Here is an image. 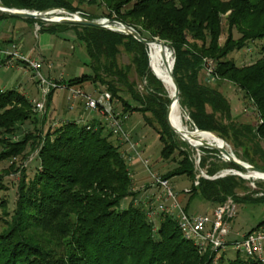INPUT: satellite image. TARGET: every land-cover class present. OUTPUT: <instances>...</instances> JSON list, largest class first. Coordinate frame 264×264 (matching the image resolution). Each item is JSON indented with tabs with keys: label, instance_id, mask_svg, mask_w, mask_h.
I'll return each instance as SVG.
<instances>
[{
	"label": "trees",
	"instance_id": "1",
	"mask_svg": "<svg viewBox=\"0 0 264 264\" xmlns=\"http://www.w3.org/2000/svg\"><path fill=\"white\" fill-rule=\"evenodd\" d=\"M83 1L102 5L106 12L89 14L69 0H0L5 7L63 8L78 11L86 19H114L146 39L163 41L173 57L171 75L178 88L177 102L191 126L215 134L231 145L237 158L264 169V0H78ZM6 17L16 18L0 13V20ZM26 20L35 23L38 31H72L82 45L89 73L60 82L102 85L111 102H119L122 114L138 111L160 143V158L178 157L161 177L186 175L191 180L188 196L196 193L212 205L228 196L234 201H264V193L252 196L247 179L236 174L213 179L199 176L190 148L165 123L167 93L146 67L145 46L129 35L102 27ZM223 26L226 34L220 41ZM234 30L239 34L236 38ZM253 41L260 44L255 61L240 65L227 58ZM121 53L126 55V63L118 62ZM162 57L164 52L158 64L161 74ZM205 61L212 67V82L201 75ZM131 72L142 86L129 79ZM221 80L235 85L251 103L253 123L238 121L227 98L210 85ZM52 91L37 117L25 96L14 89H0V161H10L2 173L19 174L12 208L0 198V264H213L209 254H199L181 236L171 216L156 215L153 229L143 205L133 198L128 155L101 120L87 118L82 106L81 120H63L54 129L42 131ZM25 121L31 129L17 138ZM199 150L203 155L197 168L206 175L223 169L245 173L230 162L219 165L211 161L215 158L208 160L207 152L215 156L214 150ZM32 151L37 165L26 178L24 169L12 159H23ZM5 189L0 174V191ZM127 197L130 199L123 206L121 201ZM214 264L259 263L237 255L225 260L223 255Z\"/></svg>",
	"mask_w": 264,
	"mask_h": 264
},
{
	"label": "rangeland",
	"instance_id": "2",
	"mask_svg": "<svg viewBox=\"0 0 264 264\" xmlns=\"http://www.w3.org/2000/svg\"><path fill=\"white\" fill-rule=\"evenodd\" d=\"M72 5H77L79 8L86 13L89 14H103L106 12V9L102 5L97 4H87L86 2L79 3L78 0H69ZM78 12V11H77ZM62 16L64 14L54 12L49 15H45L46 18H51L52 16ZM7 20H13L18 22V27L14 28L12 30V35L16 37V40L13 43L15 46H17V51L19 53L27 54L23 51L25 47L28 46L30 50H32V54H30V57L35 56V58L38 59V61L41 62V68L39 69L40 72L44 77L47 78H58L60 80H67L74 76H77L81 73H89L88 67L84 64L86 62V57L84 50L82 48V45L74 39L72 32L67 31L66 35L68 38H63L62 33L59 30L48 32L46 30H40L38 31V27L35 25V23H31L30 21H27L26 19H15V18H9L6 17ZM40 24L47 25L51 22H39ZM225 27L223 26V32H221V35L219 37V40H223L225 36ZM233 36L236 38L239 36V34L234 30ZM259 43L258 41L250 42L246 47H243L239 50H234L232 53L228 55V59H233V61L236 64H248L257 59L259 56ZM22 46V49L20 50V47ZM7 47V46H6ZM162 49L164 52V58L166 59L167 63H169L170 56L168 55V51L171 52V50L165 47L159 48ZM7 50H11L12 47L8 46L6 48ZM32 55V56H31ZM117 60L119 63H126L127 57L124 54H119L117 56ZM17 63L21 65L22 62L15 60ZM170 64V63H169ZM162 65L165 68L166 76L169 77L168 70L164 66L163 60ZM23 66V65H21ZM25 66V67H24ZM20 71L19 74V81H21V86H24L25 90L27 91V95L29 96V99H31V104L34 101L42 100V96L40 94V90L38 85L37 88L34 87L32 81H30V75L31 70L24 65ZM12 68H7L5 70V74L12 73ZM30 70V71H29ZM2 71V68L0 67V72ZM30 74V75H29ZM203 73H201L202 75ZM204 76V75H203ZM202 77V76H201ZM129 79L133 82V84L142 86V81L136 77L132 72L129 74ZM212 82V81H211ZM35 83L36 80H35ZM211 86H216L218 90L223 94L227 100L229 101L231 105V111L234 117L241 122H249L253 123L255 121V114L251 110V103L243 98V93L238 91L236 86L233 85L230 82L221 80L218 82H215L213 84H210ZM81 88L86 91L94 94V90L98 88H104L102 85L93 84L90 82H85L81 84ZM127 97V95H124ZM67 93L65 90H62L60 88L53 89L52 94L50 95V101L48 104V107L45 106L46 109V121L42 127V131L44 132L46 129L52 130L56 127L55 123L57 122L62 123L63 120L60 119L58 116H60L61 111L70 110L74 107L68 108L69 104H75L76 101H68L66 99ZM114 106V109L120 111V105L117 101L111 102ZM131 103V102H130ZM44 105H45V99H44ZM179 106V105H178ZM68 108V109H67ZM181 115L183 117V124L186 127L188 131H192V126L188 121V117L185 114V112L179 107ZM65 110V111H66ZM59 111V112H58ZM76 113H72L71 115L75 117ZM40 113H36V116L38 117ZM70 115V114H69ZM87 118L91 116H98L95 113L88 112L86 113ZM73 117V118H74ZM70 118L67 117V120ZM72 119V118H71ZM127 123L130 125H133L135 134L140 139L141 147H144L142 151H139L140 146L137 141H131L135 142V149L138 155H134L132 152V155L135 159V163L132 166H128L129 175L131 176V189L134 188V174L136 173L137 176L135 178H140V181L149 183L148 178V170L155 172L158 175L163 174L164 172L171 169L174 164L175 160L178 158L176 155H174V160L171 159H161L159 156V150H160V143L158 142L155 133L152 131V129L144 123L142 120L141 114L138 111H132L128 117ZM31 124L28 121H25L19 126L18 135L17 138H19L21 133H24L25 131H28L31 129ZM208 143H211L210 141H206ZM228 148L234 153L233 148L230 144L227 143ZM190 148V156H197L198 160L199 157L203 155V153L199 150L200 148L194 149L188 146ZM208 149V148H206ZM212 150V149H210ZM25 151H28V147L25 148ZM216 152V151H215ZM129 154V153H128ZM209 159L211 160L215 158L214 160L217 162V164L226 163L228 161L221 159L219 154L216 152L215 156L213 152H207ZM235 155V154H234ZM140 156V158L146 159L147 163L146 165H142L140 162H138L137 158ZM19 157L13 158L12 161L14 165L21 166L24 169V174L26 178H30L32 174L34 173L35 167L37 165L36 155L35 151L30 152L26 155L23 159H18ZM128 159V157H127ZM241 160V159H240ZM243 161V160H242ZM245 162V161H244ZM10 163V161L4 160L0 161V174H2V182L6 186V189L4 191H0V198H3L7 202V208L11 209L14 200L16 197L15 192V186L16 182L19 178L18 172H9L7 174L2 173V169H5L6 166ZM128 163V162H127ZM130 163V161H129ZM194 164V162H193ZM198 164V162H197ZM197 164H194L195 169L199 173V171H202L201 169L197 168ZM246 173V172H245ZM169 184L171 186L172 191L176 194V199L179 200L180 206H185V211L190 214H198V213H204L207 209H210L212 207V204L202 199L200 196H198L196 193L191 194L188 196V193H184V190H188L190 187L191 180L184 174L180 175H174L168 179ZM251 180L247 179L246 184L249 187L248 192H252V196H256L259 194V192L264 193V180H255V188L254 186L250 185ZM150 187L155 189L154 194H152L151 198H154L157 194V188L154 186ZM142 189H146L144 185L142 186ZM141 189V191H142ZM257 191V193H256ZM254 192V193H253ZM154 196V197H153ZM144 197V196H143ZM130 197H127L126 199H123L121 203H123V206L129 201ZM136 197L134 198V200ZM139 201V200H138ZM138 201L135 200V202L138 205ZM236 204V212L233 218L230 220V231L227 236L228 239L231 240H240L241 236L253 229L258 225V223L262 220H264V201H240L235 200ZM205 254V253H204ZM224 255V259H233L236 255L239 257H243L242 253H235L231 250H226L224 254H221L216 258L215 262H218L219 258ZM212 257H210L211 259ZM212 263V262H211ZM214 264V263H213Z\"/></svg>",
	"mask_w": 264,
	"mask_h": 264
},
{
	"label": "built area",
	"instance_id": "3",
	"mask_svg": "<svg viewBox=\"0 0 264 264\" xmlns=\"http://www.w3.org/2000/svg\"><path fill=\"white\" fill-rule=\"evenodd\" d=\"M11 50H2L0 54L5 57L14 58L24 63L31 71L32 78L36 80L42 100L34 101L31 104L32 110L35 112L44 111V99L47 93L52 89L60 88L67 93L68 101L80 100L82 102L85 113L93 112L99 116L102 124L120 141L127 144L128 150L138 155L135 149V142L129 138V133L123 129V121L126 118L119 110L114 109L111 103L109 92L105 88L94 90V94L85 92L79 85H67L58 78H47L40 72L41 62L38 59H32L29 55L19 53L17 46L11 45ZM203 77L206 82L214 80L211 71L212 67L209 62H203ZM71 105V104H70ZM252 107V106H251ZM254 109V108H253ZM255 110V109H254ZM257 120L261 123V119L256 114ZM77 120H81L80 118ZM138 157V156H137ZM138 162L146 165L147 160L137 158ZM194 164L198 162V155L192 156ZM224 170V169H223ZM220 170L217 173L209 176L203 171H199V176L207 179H213L216 176H225L232 174L231 171L226 173ZM149 183L157 188V194L154 198L146 201L145 198L141 201L144 207L146 218L152 223L155 228V216L164 213L173 218L181 236L190 241L196 248L199 254L207 253L211 258L212 263L226 250L240 252L246 258H251L259 264H264V220L250 231L244 233L240 240H231L227 236L230 231V220L236 212V204L232 197L228 196L219 203L212 205L204 213L190 214L184 211L176 199V194L172 191L168 179L161 177L147 169ZM250 185L255 188V180H264V178L250 177ZM197 181H193L195 185ZM188 190H184L187 193ZM259 192L258 195H262Z\"/></svg>",
	"mask_w": 264,
	"mask_h": 264
},
{
	"label": "water",
	"instance_id": "4",
	"mask_svg": "<svg viewBox=\"0 0 264 264\" xmlns=\"http://www.w3.org/2000/svg\"><path fill=\"white\" fill-rule=\"evenodd\" d=\"M58 12L62 13L64 15L62 16H52V18H46L45 15H49L51 13ZM0 13H3L5 15L11 16V17H16L20 19H34L39 22H58V23H68V24H80V25H88V26H93V27H102L106 28L112 31H117L121 32L125 35H129L139 43H141L143 46L146 47V56H147V69L150 71V73L161 83L162 81L152 73L151 69L149 68V63H148V53H147V47L148 44L150 43H159L162 47H166L168 49V46L166 43L163 41H160L156 38L153 39H146L142 37L135 29H133L131 26L123 24L121 22H118L114 19L110 18H98V19H86L82 17L79 12L77 11H69L67 9L63 8H47L43 10H26V9H17V8H12V7H5L3 4L0 2ZM171 52L168 51V55L170 56ZM163 58V63L164 66L168 70V74L170 77V82H171V88L172 91L170 94L167 93L168 97V103L165 107L164 111V120L167 125V127L175 134L176 137H178L181 141H183L185 144H187L189 147L197 149V148H208L216 151L221 159H224L239 169L244 170L246 173H242L238 170L235 169H224L223 171L226 173V171H231L232 174H236L242 178H250L252 176H249L248 172H256V173H262L264 174V169L255 167L247 162H244L237 158L234 153L228 148L227 143L217 137L215 134L209 132V131H204V130H199L195 127H192L193 131L187 132V133H194L196 132H205L214 135L215 138L219 139L221 143L224 145H219L215 146L214 144L208 143L205 140H201L199 138V142L196 144H190L185 138H184V133L181 131H176L174 128L169 124L168 118H169V113H170V106L172 103H177V95H178V88L175 79L171 75V67L173 63V57H170L169 63H167L166 59ZM162 84V83H161ZM193 139H195V136H192ZM216 177H221V176H216ZM213 177V178H216Z\"/></svg>",
	"mask_w": 264,
	"mask_h": 264
},
{
	"label": "crops",
	"instance_id": "5",
	"mask_svg": "<svg viewBox=\"0 0 264 264\" xmlns=\"http://www.w3.org/2000/svg\"><path fill=\"white\" fill-rule=\"evenodd\" d=\"M15 19H20V18H15ZM18 25L19 24H18L17 21H13V20H10L9 21L6 18H3V19L0 20V51L7 50L6 48L8 46L11 47V45L13 43H15L14 41L16 40V37L13 36L11 32H12V30L14 28H17ZM67 31H70V30H65V31H62L61 32L62 33V37L64 36L63 38H65V39L68 38V36L66 35ZM70 32H72V31H70ZM73 37H74V35H73ZM19 47H20V50H21L22 49V46H19ZM21 52L28 53L29 56H30V54H32V50H30V48H28V46L25 47V49H23V51H21ZM31 58L32 59H37V58H35V56H32ZM21 65L24 66L25 64L24 63H21ZM21 65L19 63H17L16 61H14V58L5 57V56H2L0 54V67L2 68V71L0 72V89L1 90L14 89L18 93H20L23 96H25L29 101H31V99H29V96L27 95V91H26L27 89L25 90L24 86H21L20 85L22 83H21V81H19V77H20L19 74H20V71H21V69L23 67ZM8 67L13 69L12 70V73L5 74V70ZM26 68H27V66H26ZM30 73L32 75V71ZM31 75L29 76L30 77V81H32L34 87L37 88L36 83H35V80L32 78ZM62 81H64V80H62ZM72 106L74 107L73 109H70V110H66L65 109L66 111L65 110L64 111H61L60 116H58V117L60 119H62V120H63V118H64V120H67V117H69L70 120H71V118L73 120H75L77 118L82 117L83 114H84V111L82 109L81 102L79 100H77L75 102V104H71V107ZM73 112L76 113L75 114V117L71 115ZM129 115H130V113L126 115V118L123 121V125H122L123 126V129L126 132L129 133L128 134L129 135V138L132 141H137V143H139V146H140L139 151H142V149L144 147H141V144H140L141 141H140L139 137L135 134L133 125H130V124L127 123V120H128ZM91 118H93L94 120H96V119L100 120L98 116H92ZM111 138L114 140V142H116L117 144H119L120 150L122 152L124 151L125 154L128 155L127 156L128 157V159H127V162H128L127 165L128 166L129 165L132 166L135 163H137V162H135V159L132 158L133 157L132 152L130 150H128V147H127V144L126 143L120 141L119 139H117L114 136H111ZM129 161H130V163H129ZM135 176H137L136 173L134 174V185H135V187L134 188L132 187V191L135 192V195H134L133 198L136 197L135 200L136 201L139 200L138 202H140V203L145 198V196H146V201L149 200L152 197V194H154L155 189L152 188V187H150V185L147 184L146 182L140 181V178H135ZM143 185H144V187H146V189H144V190L142 189V186ZM141 189H142V191H141Z\"/></svg>",
	"mask_w": 264,
	"mask_h": 264
},
{
	"label": "bare ground",
	"instance_id": "6",
	"mask_svg": "<svg viewBox=\"0 0 264 264\" xmlns=\"http://www.w3.org/2000/svg\"><path fill=\"white\" fill-rule=\"evenodd\" d=\"M52 18V17H51ZM156 47L162 48V46L159 43H150L147 47V53H148V63L149 67L153 70L154 74L162 81V86L164 87L166 93L170 94L172 91L171 88V82L170 77L166 76L165 68H162V74L158 71V64L160 56L163 53L162 49H158ZM155 48V51H154ZM166 48V47H165ZM160 51L159 55L157 56L158 52ZM157 58V59H156ZM172 110L170 114V122L174 130L181 131L184 133V138L190 143V144H196L199 142V138L201 140L210 141L215 146L224 145L221 143V141L214 137V135L205 133V132H194V133H187L190 132L186 129V127L183 124V117L181 115L179 106L177 103H172ZM193 131V130H192ZM192 136H195V139L192 138ZM225 146V145H224ZM250 174L249 176L255 177V178H264V174L262 173H256V172H248Z\"/></svg>",
	"mask_w": 264,
	"mask_h": 264
}]
</instances>
